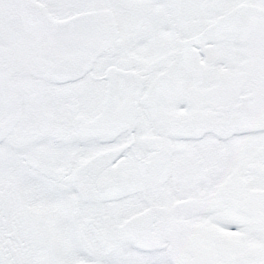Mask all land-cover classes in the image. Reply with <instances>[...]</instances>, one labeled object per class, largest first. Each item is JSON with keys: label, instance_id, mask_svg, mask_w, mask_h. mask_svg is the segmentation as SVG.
Instances as JSON below:
<instances>
[{"label": "snow or ice", "instance_id": "snow-or-ice-1", "mask_svg": "<svg viewBox=\"0 0 264 264\" xmlns=\"http://www.w3.org/2000/svg\"><path fill=\"white\" fill-rule=\"evenodd\" d=\"M0 264H264V0H0Z\"/></svg>", "mask_w": 264, "mask_h": 264}]
</instances>
